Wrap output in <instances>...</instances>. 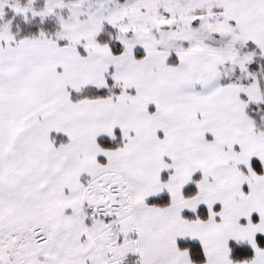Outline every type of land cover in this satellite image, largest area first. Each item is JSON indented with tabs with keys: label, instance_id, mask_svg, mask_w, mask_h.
<instances>
[{
	"label": "snow or ice",
	"instance_id": "obj_1",
	"mask_svg": "<svg viewBox=\"0 0 264 264\" xmlns=\"http://www.w3.org/2000/svg\"><path fill=\"white\" fill-rule=\"evenodd\" d=\"M0 264H264V0H0Z\"/></svg>",
	"mask_w": 264,
	"mask_h": 264
}]
</instances>
